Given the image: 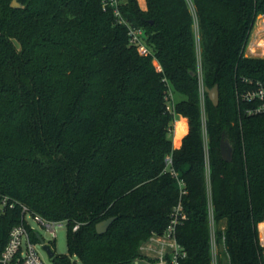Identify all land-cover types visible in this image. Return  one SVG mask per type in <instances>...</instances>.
Instances as JSON below:
<instances>
[{"label":"trees","instance_id":"trees-1","mask_svg":"<svg viewBox=\"0 0 264 264\" xmlns=\"http://www.w3.org/2000/svg\"><path fill=\"white\" fill-rule=\"evenodd\" d=\"M18 1L23 8L0 0V197L16 202L0 212V256L25 205L66 223L69 255L54 256L56 264L73 256L128 264L164 232L181 199V264H212L201 63L205 90L220 92L214 106L205 91L204 108L221 264H263L264 114H246L238 96L264 84V58L244 54L264 0H190L195 14L189 0H146V8L121 0L123 17L145 31V54L103 0ZM169 89L183 96L175 104L185 126L180 147L169 137ZM223 131L231 162L221 155ZM172 170L185 182L182 196Z\"/></svg>","mask_w":264,"mask_h":264},{"label":"built area","instance_id":"built-area-1","mask_svg":"<svg viewBox=\"0 0 264 264\" xmlns=\"http://www.w3.org/2000/svg\"><path fill=\"white\" fill-rule=\"evenodd\" d=\"M104 7H110L113 9L116 20L119 24L125 25L127 28V35L130 44L135 46L141 54L148 52V47L144 41L145 31L143 28L130 24L122 15L120 4L121 0H103ZM261 28L263 31H261ZM264 23L260 26L258 34L255 36L257 39L253 42L248 41L249 48L247 51V45L244 49V54L247 57L264 58ZM160 69V66H158ZM198 75L200 78V95L202 101V114H203V132H204V143L206 153V168L209 174V156H208V138L206 132V113H205V88L202 82V67L201 63L198 66ZM246 82L252 83V81L246 79ZM169 103L172 104L170 111L174 114V120L171 126V132L176 130V117L174 92L169 89V93L166 96ZM238 100L247 105L244 109L248 115L264 114V84L261 82L257 83L255 88L250 90H244L238 96ZM167 167L172 166V156L169 155L166 158ZM177 184L180 190V195L186 193L185 182L179 177L178 173L172 170ZM16 202H12L8 196L0 197V212L4 211L7 207H14ZM27 217H32L37 221L45 224L49 231L56 236L55 227L65 222H47L40 216H37L29 211L28 207L22 205V216L21 221L14 226L9 234V240L1 253L0 264H46L42 259L39 250L38 242H34L32 234L37 236V232L30 225ZM188 215L185 211L182 200L174 206L171 214L169 223L162 234L154 233L142 242L139 247V255L128 264H181L182 261L187 257V252L182 247L177 238V231L181 224L187 220ZM209 220H210V243H211V256L212 264H221L225 250V237L221 241L218 240L216 234V223L213 214L212 200H209ZM46 222V223H45ZM80 225H75L73 230H78ZM259 244L262 248L263 264H264V221L259 224ZM42 246V244H41ZM72 264H77L75 260H71Z\"/></svg>","mask_w":264,"mask_h":264},{"label":"rangeland","instance_id":"rangeland-1","mask_svg":"<svg viewBox=\"0 0 264 264\" xmlns=\"http://www.w3.org/2000/svg\"><path fill=\"white\" fill-rule=\"evenodd\" d=\"M139 4L142 8H146V0H138ZM189 4L191 6L192 12L195 14L194 8L192 6L191 1L189 0ZM264 23V15L259 14L256 20V23L254 25V28L251 31L249 43L253 42L257 38L255 37V33L257 32L258 28ZM194 30L196 33V39H197V50L198 54L200 55V37H199V31L197 23L194 25ZM261 31L262 28H261ZM264 35V33H263ZM249 43L247 46V51L249 48ZM155 64L158 66V63L155 62ZM183 96L177 93H174V99L177 102L178 100L182 99ZM169 109L172 108V104H168ZM176 130L174 132L169 133V137L173 140V143L176 147H180L182 145L184 136H185V126L184 122L179 118L176 117ZM208 194H209V200H211V185L209 180V174H208ZM30 225L33 227L35 232H37L44 240L46 244L51 245L55 256L57 255H69L68 248H67V225L66 223H63L61 225H57L55 227L56 236L49 231L48 227L45 224H42L41 222L37 221L36 219L32 217H27ZM46 223V222H45ZM224 223H221L223 225ZM218 228V225L216 226ZM39 253L44 260L46 264H56L55 258H50L48 253L43 249V246H41V243L38 245ZM71 260H75L77 264H83L79 258L73 256ZM223 261L225 263V259L223 258Z\"/></svg>","mask_w":264,"mask_h":264},{"label":"water","instance_id":"water-1","mask_svg":"<svg viewBox=\"0 0 264 264\" xmlns=\"http://www.w3.org/2000/svg\"><path fill=\"white\" fill-rule=\"evenodd\" d=\"M11 7L14 9H21L24 7L22 3H20L18 0H12ZM195 75V72L192 73ZM206 92L208 93L210 101L213 103L214 106L219 105L220 101V92H219V86L215 85L213 88H206ZM220 151L222 158L227 161L231 162L233 160L234 156V148L232 144L230 143V140L226 136V132L223 131L221 139H220ZM116 217H110L96 225V230L98 234H105L109 227L112 225V223L116 220ZM38 241L42 244L43 249L48 253L50 258H54L55 253L51 247V245L46 244L43 240V238L37 234Z\"/></svg>","mask_w":264,"mask_h":264},{"label":"crops","instance_id":"crops-1","mask_svg":"<svg viewBox=\"0 0 264 264\" xmlns=\"http://www.w3.org/2000/svg\"><path fill=\"white\" fill-rule=\"evenodd\" d=\"M260 30V27L258 28L257 32L255 33V36L258 34V31Z\"/></svg>","mask_w":264,"mask_h":264}]
</instances>
